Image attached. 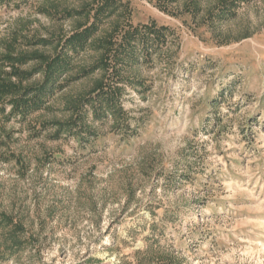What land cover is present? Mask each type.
I'll return each mask as SVG.
<instances>
[{
  "label": "rangeland",
  "instance_id": "rangeland-1",
  "mask_svg": "<svg viewBox=\"0 0 264 264\" xmlns=\"http://www.w3.org/2000/svg\"><path fill=\"white\" fill-rule=\"evenodd\" d=\"M103 1L0 0V53L9 37H53L20 47L55 53ZM110 1L89 38L109 59L132 28L164 27V39L124 80L110 60L25 118L0 113V210L14 219L0 251L20 225L0 264H264V0L225 18L211 14L223 0ZM103 49L70 51V75ZM102 81L121 87L119 122L86 105L78 127L91 130L50 126Z\"/></svg>",
  "mask_w": 264,
  "mask_h": 264
},
{
  "label": "trees",
  "instance_id": "trees-1",
  "mask_svg": "<svg viewBox=\"0 0 264 264\" xmlns=\"http://www.w3.org/2000/svg\"><path fill=\"white\" fill-rule=\"evenodd\" d=\"M240 1L242 0H223L218 9L211 11V14L215 17H228L232 13V7ZM110 9H112L111 1H103L97 9L94 22L67 37L60 49H56L53 54L37 49L29 51L20 47L21 40L28 45L53 46L57 42L53 37H9V40L5 41L3 52L0 53V113L5 114L7 106H10L9 117L19 115L25 118L46 107L56 90L63 85L62 81L66 83L69 80L90 75L98 68L107 69L110 66V60L115 62L113 76H116V81L119 82L124 80L120 74L124 65L137 64L143 56L158 51L161 41L164 39L162 36H164L165 28L144 25L141 29L135 27L129 30L112 54L113 59H109L108 53H104V51L107 52L106 49H103L106 46L105 40L94 38L89 41V38L99 28L103 16L107 12L108 14L112 12ZM87 44L103 49L101 59L93 66L80 69L77 75H70L75 68L72 63L73 54L70 51L79 53ZM29 63H34V65L27 69L23 67ZM6 67H10V70H7ZM120 90L121 87L118 86V83L100 82L93 92L85 97L83 105H79L77 102L70 104L71 109L76 113L74 119L51 121L50 126L56 127L58 132L69 131L72 134L87 128L91 130L92 125H86L84 122H81L84 127L80 129L78 127L79 120L87 113L83 111L86 110V105L92 108L96 119H102L111 114L119 122L118 120H121L125 114L123 107L118 102ZM13 222L14 219L9 214L0 210V227H8L13 225ZM19 226V224H14V231ZM14 231L10 234L13 238L12 243L0 251L2 258L11 257L14 253L13 247L20 243L13 236Z\"/></svg>",
  "mask_w": 264,
  "mask_h": 264
}]
</instances>
